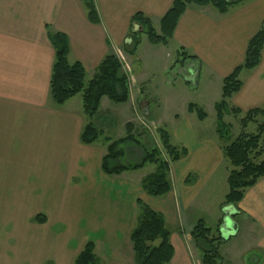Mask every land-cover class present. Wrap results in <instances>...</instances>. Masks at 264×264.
<instances>
[{"label":"crops","instance_id":"obj_1","mask_svg":"<svg viewBox=\"0 0 264 264\" xmlns=\"http://www.w3.org/2000/svg\"><path fill=\"white\" fill-rule=\"evenodd\" d=\"M174 1L94 0L100 24L93 25L82 0H0V168L20 171L17 179L8 177L7 184H0V264H73L88 242L94 244L102 264H135L130 236L138 217L137 202L146 203L151 197L131 179L107 178L101 167L105 146L81 142L89 122L81 96L62 107L52 101L50 81L56 53L49 35L60 33L68 38V62L82 64L86 78L91 77L88 83L106 56L119 57L124 52L120 50L130 35L134 15L143 14L160 29V20ZM263 21L264 0H246L224 15L213 6L188 7L169 46L162 47L174 45L176 56L182 48L195 57L178 65L181 70L189 69L195 82L205 77L208 89L214 90L215 107L222 97L223 80L243 64L248 44ZM139 48L132 58L140 57ZM130 79L138 86L135 92L132 83L130 102L136 98L137 103L147 104L151 116L147 90L134 76ZM240 80L242 88L228 101L230 108L242 113L264 108V50L259 66L243 71ZM176 133L182 136V127ZM192 146L182 165H176L179 161L171 166L172 191L167 200L150 205L166 222L179 226L180 212L191 207L195 193L212 181L224 160L225 146L207 141ZM21 187L33 197L41 198L47 192L54 195L55 189L63 202H80L68 221L60 217L58 207L30 210L26 218H16L15 195L23 194ZM87 198L94 204L86 218L78 208ZM227 212L236 231L225 230V237L247 244L240 250V264H264V179ZM37 216L46 217V224H33ZM23 230L49 239L47 251L53 249L55 254L38 261L32 253L43 252L42 247L22 250L15 242ZM179 231L175 237L171 234L175 250L171 264H200L191 231ZM246 254L251 255L249 261Z\"/></svg>","mask_w":264,"mask_h":264},{"label":"trees","instance_id":"obj_2","mask_svg":"<svg viewBox=\"0 0 264 264\" xmlns=\"http://www.w3.org/2000/svg\"><path fill=\"white\" fill-rule=\"evenodd\" d=\"M82 1L88 21L93 25H99L100 17L94 0ZM244 1L246 0H175L167 14L160 20L159 31L154 28L150 19L138 13L131 20L130 35L124 44V52L129 56L136 54L141 44L138 37L140 33L146 34L152 46H169L178 23L188 7L213 6L224 15L232 6ZM49 39L56 53L50 81V96L57 107H62L73 98L81 96L84 115L90 121L99 112L104 98L117 104L130 102L129 76L124 72L123 63L116 54L111 53L106 56L98 66L92 80L87 83L86 71L82 64L68 62L70 54L68 38L60 33H50ZM263 50L264 21L258 33L248 44L243 64L223 80L222 97L215 105L218 132H221L225 126L226 115L243 116L240 120L242 133L235 141L223 148L224 158L231 166L227 179L228 193L225 196L223 208L237 207L244 199L246 191L264 179V147L262 146L264 124H259V120H264V108L242 113L239 109L230 108L228 104V101L242 88L240 74L259 66ZM194 58L181 48L178 51L176 63L183 66L188 59ZM188 111L196 114L200 121L207 118L206 113L196 104H190ZM251 123L257 125V133L254 135L246 133ZM126 129V137L118 141L107 139L108 146L106 155L102 159V172L110 177L121 176L125 172H135L147 165H154L156 170L142 181V189L151 198L166 197L172 191L171 165L184 159L188 155V150L171 145L169 134L160 129V138L169 162L162 157L157 147H143L139 162L134 165H124L121 162L124 152L120 146L131 143L140 148L137 136L134 135V126L128 123ZM99 136L100 132L96 126L88 122L82 130L81 142L85 145H93ZM137 206L139 216L130 236L135 264H171L175 250L165 217L142 201H138ZM46 222L44 216H37L33 220V223L38 225H44ZM222 224L221 220L219 226L221 227ZM190 237L201 264H222L220 247L226 243V240L220 234L215 235L205 222L199 221L192 228ZM73 264H100L92 242L85 245Z\"/></svg>","mask_w":264,"mask_h":264},{"label":"rangeland","instance_id":"obj_3","mask_svg":"<svg viewBox=\"0 0 264 264\" xmlns=\"http://www.w3.org/2000/svg\"><path fill=\"white\" fill-rule=\"evenodd\" d=\"M159 31V26H155ZM140 57L132 58L125 52H121L119 59L123 63V70L126 74L134 76L138 80L139 86L149 94L147 98L150 102V113L148 115V105L131 101L129 104H117L111 102L108 98H104L99 112L94 116L92 122L100 132V136L95 143L100 147L105 146L107 151V139L111 141H118L126 137L128 123L134 126V135L137 136L139 147L133 146L131 143L123 144L120 149L124 152L121 159L124 165H134L142 157L141 148L157 147L162 157L169 162V157L163 147L159 130L163 129L169 134L171 145L181 148L194 147L193 142H213L218 146H227L235 141L242 133L240 124L243 116L226 115L224 118V128L221 132L217 130V116L214 107L215 96L211 92L214 90L208 89L205 77L197 78L196 84L193 79V73L189 69L181 70V66L176 64L177 56L174 54L176 46L172 45L169 48L162 46L153 47L149 44L145 33L139 34ZM120 51H125L124 48ZM176 58V59H175ZM91 78V77H90ZM86 78V82L90 80ZM134 85L135 92L138 86L130 79V87ZM172 85V86H170ZM80 97V96H79ZM80 99V98H79ZM190 104H196L207 115L206 120L200 121L196 114H189L187 111ZM259 124H264V120H259ZM182 127L183 135H177V130ZM246 133L254 135L257 133V125L251 123L246 129ZM264 147V136L262 141ZM184 160L176 165H182ZM175 165V164H174ZM171 165V166H174ZM156 167L154 165H147L145 168L135 172H125L121 176H107V178L127 180L131 179L142 187V181L152 173ZM231 170L229 162L224 158L220 164L212 181L206 183L198 189L195 193L191 207H186L180 212L178 223H168V230L173 237L179 234V230H184L185 233L192 228L199 221H203L212 229L215 235L221 232L226 240L220 247V254L222 257V264H240V250L245 248L247 244L243 239H232L229 241V236L225 237V231L219 226L220 220L224 221L227 213V208H223L225 196L228 193L227 172ZM20 171L18 168H0V184H7L9 178L17 179ZM9 177V178H8ZM6 178H8L6 180ZM15 183V182H12ZM24 192L19 197L17 194L15 207L18 212L16 218L24 219L30 210L38 208L53 209L58 207L60 209V217L68 221V218L73 217L72 211L77 207L80 201L71 200L70 202L62 201L56 190L54 195L47 192L45 195L33 197L30 190L21 187ZM168 196L163 198H148L145 204L149 206L159 201H166ZM94 202L91 198L83 201L78 208L84 217H89L92 205ZM139 216V210H138ZM164 216V215H163ZM34 218L32 219L33 223ZM238 222L240 219L237 220ZM137 223V220H136ZM135 223V225H136ZM35 224V223H33ZM76 227L78 225L76 223ZM76 227L74 228L76 230ZM56 230V229H55ZM74 230V231H75ZM187 235V234H186ZM76 236V235H74ZM73 238V237H72ZM19 247L22 250L26 249L32 251L35 247H42L43 252L32 253L35 259H44L48 253L55 254L53 249H48L49 239L39 236H31L24 230L18 232L17 240ZM74 244V243H73ZM1 253V252H0ZM196 259H199L198 253ZM245 255L249 261L251 255ZM23 264V263H22ZM46 264H53L52 261H47ZM102 264V261L100 262ZM201 264V263H200Z\"/></svg>","mask_w":264,"mask_h":264},{"label":"water","instance_id":"obj_4","mask_svg":"<svg viewBox=\"0 0 264 264\" xmlns=\"http://www.w3.org/2000/svg\"><path fill=\"white\" fill-rule=\"evenodd\" d=\"M222 229L229 230L230 232L236 231V225L233 222L232 215L230 213H226V216L223 221Z\"/></svg>","mask_w":264,"mask_h":264},{"label":"flooded vegetation","instance_id":"obj_5","mask_svg":"<svg viewBox=\"0 0 264 264\" xmlns=\"http://www.w3.org/2000/svg\"><path fill=\"white\" fill-rule=\"evenodd\" d=\"M190 71V70H189ZM191 72V71H190Z\"/></svg>","mask_w":264,"mask_h":264}]
</instances>
